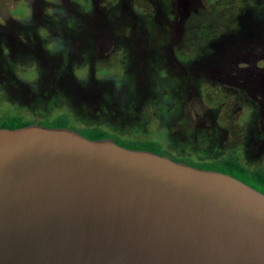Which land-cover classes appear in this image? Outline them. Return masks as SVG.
I'll list each match as a JSON object with an SVG mask.
<instances>
[{
  "label": "rangeland",
  "instance_id": "374dc122",
  "mask_svg": "<svg viewBox=\"0 0 264 264\" xmlns=\"http://www.w3.org/2000/svg\"><path fill=\"white\" fill-rule=\"evenodd\" d=\"M73 1L0 0V115L65 112L198 161L247 124L244 161H264V0H93L99 36Z\"/></svg>",
  "mask_w": 264,
  "mask_h": 264
},
{
  "label": "water",
  "instance_id": "95a60500",
  "mask_svg": "<svg viewBox=\"0 0 264 264\" xmlns=\"http://www.w3.org/2000/svg\"><path fill=\"white\" fill-rule=\"evenodd\" d=\"M0 264H264V194L68 128H0Z\"/></svg>",
  "mask_w": 264,
  "mask_h": 264
},
{
  "label": "trees",
  "instance_id": "16d2710c",
  "mask_svg": "<svg viewBox=\"0 0 264 264\" xmlns=\"http://www.w3.org/2000/svg\"><path fill=\"white\" fill-rule=\"evenodd\" d=\"M197 27L198 29H201V27ZM192 32L191 35L195 38L196 35ZM10 112L7 113V111H5L3 115H0V128L15 129L18 127L29 126L31 124L48 128H68L80 133L90 140L110 139L125 148L153 152L158 155L169 157L176 162H183L184 164L196 168L215 170L228 174L264 194V161L250 166L245 163L242 154L243 149L240 144V142H242L240 137L244 134L247 124L242 125L243 128L238 133L240 137L237 140V144L231 146L226 154L215 159L198 161L191 160V157L189 156L176 155L164 146V142L161 138H135L128 136L123 138V136H119L102 126H80L70 114L65 112L55 114L51 117L45 116L36 123L24 119L21 115H11Z\"/></svg>",
  "mask_w": 264,
  "mask_h": 264
},
{
  "label": "flooded vegetation",
  "instance_id": "af4514ba",
  "mask_svg": "<svg viewBox=\"0 0 264 264\" xmlns=\"http://www.w3.org/2000/svg\"><path fill=\"white\" fill-rule=\"evenodd\" d=\"M71 1H73V0H71ZM73 2H75V1H73ZM76 3V2H75ZM87 4V5H86ZM77 5L78 6H81L80 4H77L76 3V7H75V12H76V14H78V16L79 17H77L76 18V21L77 20H84L85 21V23H87V25H88V27H91V29H92V27H93V29L94 30H96V29H98L97 31H98V36L99 35H103V34H106V32H107V30L105 29V28H103L102 27V23H101V20H103L104 18H103V16H101V15H99V19H100V21H99V19L97 18V16L95 15L96 14V12H92V9H94L95 10V7H94V5H93V0H90V3L88 4V0H86L85 1V7H84V5L83 6H81V8H83V11H84V13L83 14H80V9L77 7ZM78 10V11H77ZM40 13H41V17H43V13L40 11ZM65 13V12H64ZM93 13V14H92ZM92 14V15H91ZM71 15V14H70ZM70 15H69V18H71L70 17ZM73 15V14H72ZM73 16H75V15H73ZM45 17V16H44ZM76 17V16H75ZM94 17L96 18V20H97V23L94 21ZM47 18V17H46ZM87 19V20H86ZM105 20V19H104ZM63 21H65V20H63ZM94 21V22H93ZM76 25H77V23H76ZM125 32H126V28H125ZM257 83H258V89L255 91H253V93L255 94V93H260L262 96H264V77H262V76H260V77H258V79H257ZM263 93V94H262ZM263 99H264V97H263ZM250 111H251V108H250Z\"/></svg>",
  "mask_w": 264,
  "mask_h": 264
}]
</instances>
